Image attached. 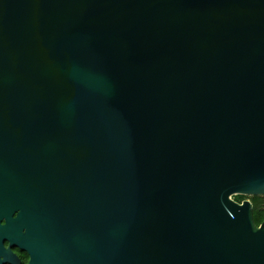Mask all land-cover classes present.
<instances>
[{
  "label": "water",
  "instance_id": "95a60500",
  "mask_svg": "<svg viewBox=\"0 0 264 264\" xmlns=\"http://www.w3.org/2000/svg\"><path fill=\"white\" fill-rule=\"evenodd\" d=\"M264 0H0V264H264Z\"/></svg>",
  "mask_w": 264,
  "mask_h": 264
},
{
  "label": "flooded vegetation",
  "instance_id": "af4514ba",
  "mask_svg": "<svg viewBox=\"0 0 264 264\" xmlns=\"http://www.w3.org/2000/svg\"><path fill=\"white\" fill-rule=\"evenodd\" d=\"M1 245L4 249L9 248L8 253L10 255V258L13 259L14 261V262H8L4 260L2 264H28L30 255L26 250L21 249L19 246L11 245L8 240H3ZM3 258H4L3 255L2 256L0 255V259Z\"/></svg>",
  "mask_w": 264,
  "mask_h": 264
},
{
  "label": "trees",
  "instance_id": "16d2710c",
  "mask_svg": "<svg viewBox=\"0 0 264 264\" xmlns=\"http://www.w3.org/2000/svg\"><path fill=\"white\" fill-rule=\"evenodd\" d=\"M233 198L237 201L249 198L253 207V220L255 224L258 225L264 220V195H234Z\"/></svg>",
  "mask_w": 264,
  "mask_h": 264
},
{
  "label": "rangeland",
  "instance_id": "374dc122",
  "mask_svg": "<svg viewBox=\"0 0 264 264\" xmlns=\"http://www.w3.org/2000/svg\"><path fill=\"white\" fill-rule=\"evenodd\" d=\"M249 199V198H248Z\"/></svg>",
  "mask_w": 264,
  "mask_h": 264
}]
</instances>
